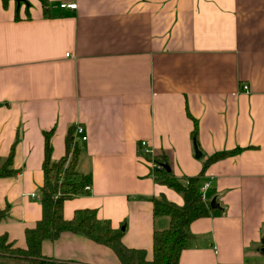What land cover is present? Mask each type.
Listing matches in <instances>:
<instances>
[{"label":"crops","instance_id":"1","mask_svg":"<svg viewBox=\"0 0 264 264\" xmlns=\"http://www.w3.org/2000/svg\"><path fill=\"white\" fill-rule=\"evenodd\" d=\"M28 1L0 0V156L16 139V172L0 177V234L25 245L24 228L41 217L43 132L53 130L57 160L80 123L77 172L91 185L64 200L65 218L95 208L150 258L153 230L169 223L153 216V196L183 203L153 176L163 153L173 174L200 175L205 199L218 204L189 223L178 264H264V0H48V15ZM69 1L76 7L60 6ZM41 251L121 264L110 247L70 231Z\"/></svg>","mask_w":264,"mask_h":264},{"label":"trees","instance_id":"2","mask_svg":"<svg viewBox=\"0 0 264 264\" xmlns=\"http://www.w3.org/2000/svg\"><path fill=\"white\" fill-rule=\"evenodd\" d=\"M8 2L9 0H2L3 5ZM40 2L43 14L48 15L50 13L49 1L40 0ZM15 3L16 5H29L28 0H15ZM74 129V125L68 127L65 136V154L57 160L51 158L50 137L53 130H44L43 183L39 189L41 217L32 226L24 228V246L17 245L14 240L9 239L7 233L0 234V264H86L72 260H60L42 253V241L56 239L63 231L80 233L95 242L110 247L121 264H178L180 253L191 237L189 223L198 217L210 215L212 211L210 202L201 198L200 175L177 176L171 170L166 169L165 163H168V158L165 154H154L153 158L157 164L153 170L155 180L178 191L183 197V203L179 205L167 200L164 196H153V216L165 215L169 218V223L166 227L153 230L152 255L147 258L144 248L126 246L121 239L123 229L112 226L108 219L99 218L95 208H76L71 218L63 216L64 200L89 192L91 185L90 173L79 175L77 172L80 146L77 142L72 145ZM196 129L197 124L194 119L191 135L195 147L198 145ZM15 143L16 139L11 144L9 153L6 156H0V177L16 172L13 167ZM239 149L241 148L237 150ZM226 153L227 151L217 152L211 155L208 161L222 157ZM6 214L7 207L1 208L0 220Z\"/></svg>","mask_w":264,"mask_h":264},{"label":"built area","instance_id":"3","mask_svg":"<svg viewBox=\"0 0 264 264\" xmlns=\"http://www.w3.org/2000/svg\"><path fill=\"white\" fill-rule=\"evenodd\" d=\"M60 6L61 7L75 8L76 7V3L75 2H72V1H69V2H61L60 3ZM243 88H247V85L246 84H243ZM74 126H75V129H74V138H73V141H72V145L77 142L75 135L80 136V138L82 140L86 139V135H85V133L83 131V126L80 123H75ZM141 144L144 145L145 144V141H142ZM206 185H207V183L205 182L201 186H199L200 195H201V198H203V199H205L204 190H205Z\"/></svg>","mask_w":264,"mask_h":264},{"label":"water","instance_id":"4","mask_svg":"<svg viewBox=\"0 0 264 264\" xmlns=\"http://www.w3.org/2000/svg\"><path fill=\"white\" fill-rule=\"evenodd\" d=\"M195 155H196V156H200V151L198 150L197 147H195ZM165 167H166L167 170H170V166H169L168 163H165ZM210 206H211L212 208L218 206V204L215 202V199H214V198H212V199L210 200ZM121 228L123 229L124 226H121ZM259 250H260V252H262V253L264 254V244H263L262 247L259 248Z\"/></svg>","mask_w":264,"mask_h":264},{"label":"rangeland","instance_id":"5","mask_svg":"<svg viewBox=\"0 0 264 264\" xmlns=\"http://www.w3.org/2000/svg\"><path fill=\"white\" fill-rule=\"evenodd\" d=\"M262 247V246H261Z\"/></svg>","mask_w":264,"mask_h":264}]
</instances>
